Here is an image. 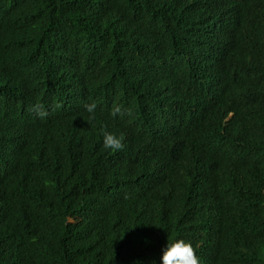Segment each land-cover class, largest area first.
<instances>
[{"label":"trees","instance_id":"trees-1","mask_svg":"<svg viewBox=\"0 0 264 264\" xmlns=\"http://www.w3.org/2000/svg\"><path fill=\"white\" fill-rule=\"evenodd\" d=\"M167 238L264 264V0H0V264H160Z\"/></svg>","mask_w":264,"mask_h":264},{"label":"clouds","instance_id":"clouds-1","mask_svg":"<svg viewBox=\"0 0 264 264\" xmlns=\"http://www.w3.org/2000/svg\"><path fill=\"white\" fill-rule=\"evenodd\" d=\"M13 64H16V66ZM6 70L7 74L10 73L12 77L18 79L19 83L28 85L31 88L29 82H33V79L24 59L20 57H13V59H9ZM56 107H59V104H57ZM83 107L89 114V120H92L95 116L96 102L91 101L85 103ZM32 110L40 118H44L48 115V112L43 104H34L32 106ZM120 112L121 108L119 105H116L112 109L113 114H119ZM123 140V133L116 134L114 132L105 131L102 135V146L105 149L115 152L123 149ZM145 240L147 242V238H145ZM160 264H200V258L197 255L196 247L191 240L183 238L169 240L167 238L166 245L164 246L160 257Z\"/></svg>","mask_w":264,"mask_h":264},{"label":"bare ground","instance_id":"bare-ground-1","mask_svg":"<svg viewBox=\"0 0 264 264\" xmlns=\"http://www.w3.org/2000/svg\"><path fill=\"white\" fill-rule=\"evenodd\" d=\"M14 66H16V64H13ZM217 90V89H216Z\"/></svg>","mask_w":264,"mask_h":264}]
</instances>
